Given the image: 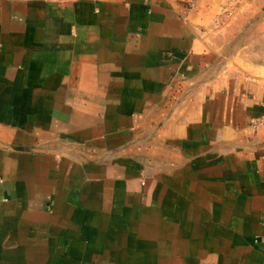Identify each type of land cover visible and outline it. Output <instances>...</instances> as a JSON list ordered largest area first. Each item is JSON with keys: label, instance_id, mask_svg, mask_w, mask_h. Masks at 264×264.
I'll return each instance as SVG.
<instances>
[{"label": "crops", "instance_id": "1", "mask_svg": "<svg viewBox=\"0 0 264 264\" xmlns=\"http://www.w3.org/2000/svg\"><path fill=\"white\" fill-rule=\"evenodd\" d=\"M0 264H264V0H0Z\"/></svg>", "mask_w": 264, "mask_h": 264}]
</instances>
